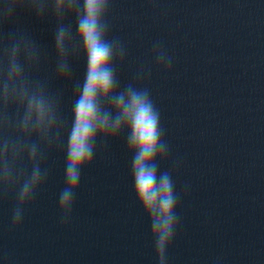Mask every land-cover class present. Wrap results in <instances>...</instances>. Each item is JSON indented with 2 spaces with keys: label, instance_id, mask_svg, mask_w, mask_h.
Wrapping results in <instances>:
<instances>
[{
  "label": "clouds",
  "instance_id": "1",
  "mask_svg": "<svg viewBox=\"0 0 264 264\" xmlns=\"http://www.w3.org/2000/svg\"><path fill=\"white\" fill-rule=\"evenodd\" d=\"M106 4L107 0H85L82 15L78 17L79 38L87 56V74L82 93L75 103L74 124L66 152V187L59 195V207L63 212L71 210L81 170L93 160L97 136H114L126 129L127 146L132 153L135 196L151 218L157 252L163 259L164 249L173 234L177 196L170 174L158 175V166L154 162L167 151V145L161 139L160 113L148 90L131 84L123 91L115 90L112 61L116 44L106 38V24L102 22ZM64 35L61 29L57 37L58 48L63 45ZM33 111L37 125H43L49 109L39 96L29 101L30 116ZM37 151L36 145L30 148L33 161ZM43 175L39 162H35L30 177L21 186L22 201L29 197ZM15 219H19V210Z\"/></svg>",
  "mask_w": 264,
  "mask_h": 264
}]
</instances>
